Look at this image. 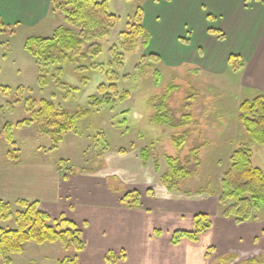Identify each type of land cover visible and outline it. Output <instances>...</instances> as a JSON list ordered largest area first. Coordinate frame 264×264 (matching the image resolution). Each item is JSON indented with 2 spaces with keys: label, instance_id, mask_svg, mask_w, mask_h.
I'll return each mask as SVG.
<instances>
[{
  "label": "rangeland",
  "instance_id": "obj_1",
  "mask_svg": "<svg viewBox=\"0 0 264 264\" xmlns=\"http://www.w3.org/2000/svg\"><path fill=\"white\" fill-rule=\"evenodd\" d=\"M108 1L110 11L119 16L110 34L101 39L84 40V57L50 65L45 84L40 81L36 57L28 51V38L52 37L61 26L80 31L67 23L64 12L54 10L53 4L50 19L42 23V30L34 26H9L0 19V169L36 158L58 159L59 169L64 171L71 170L72 165L93 169L99 166L107 150L131 146L146 148L144 157L151 158L160 168L166 155L179 156L186 163L193 146H201L199 174L185 179L181 187L191 188L192 194L199 198H219L222 178L231 166L234 150L243 146L252 149L254 164L264 166V147L251 142L239 109L244 100L258 94L243 89L231 72L216 75L189 65L167 67L160 58L151 57L142 44L127 52L121 33L134 22L144 0ZM97 44L102 46L100 54L91 49ZM56 70H61L58 77ZM162 97L175 111L177 119L188 124L172 128L153 121L158 113L153 99ZM32 99L53 101L59 109L76 116L74 129L64 134L57 149L51 150L52 138L42 134L36 124H21L31 117L28 102ZM8 124L13 125V143L6 137ZM186 132L188 136L178 150L173 137ZM68 157L75 160L71 166L66 160ZM1 200L10 202L16 213L23 209L20 200L26 199L0 192ZM231 203L220 204V213ZM256 215L253 219L262 218L264 206ZM0 227H15V220L0 221ZM200 240L201 237L196 242ZM208 250L211 252V248ZM219 252L214 247L213 257L211 253L207 255L213 260L207 264H220ZM77 254L75 249H66L60 242L30 243L22 254L12 258L13 264H59L60 260ZM253 260L241 262L234 256L228 264H251L248 262ZM256 260L264 264V249ZM0 264H4L2 260Z\"/></svg>",
  "mask_w": 264,
  "mask_h": 264
},
{
  "label": "crops",
  "instance_id": "obj_2",
  "mask_svg": "<svg viewBox=\"0 0 264 264\" xmlns=\"http://www.w3.org/2000/svg\"><path fill=\"white\" fill-rule=\"evenodd\" d=\"M143 2V24L150 35L146 49L167 67L189 65L216 75L231 72L243 89L264 93V0ZM52 4L53 0H0V19L9 26L42 30ZM232 55L241 59L237 70L229 63ZM66 160L70 166L75 161ZM58 162L36 158L1 168L0 192L39 201L51 217L66 216L81 225L86 248L77 254L80 264H105L110 252L125 253L117 264H207L214 247L221 257L234 255L241 262L263 252L264 215L236 222L221 215L216 196L199 198L191 188L181 187L184 180L178 189L168 190L161 179L166 163L156 167L140 146L109 149L93 169L72 165L64 171ZM132 191L140 194L139 207L122 201ZM201 212L212 219L201 240L172 243V233L193 229L195 215Z\"/></svg>",
  "mask_w": 264,
  "mask_h": 264
},
{
  "label": "trees",
  "instance_id": "obj_3",
  "mask_svg": "<svg viewBox=\"0 0 264 264\" xmlns=\"http://www.w3.org/2000/svg\"><path fill=\"white\" fill-rule=\"evenodd\" d=\"M54 10L63 11L67 23L75 26L80 33L69 26L56 29L52 37L32 36L27 40L28 51L36 57L40 71V81L45 84L49 66L58 62L80 59L84 57L83 42L86 39H101L108 36L118 22V16L110 11L108 0H53ZM143 11L139 7L134 22L128 24V29L121 33V42L127 52L136 50L139 44L147 47L150 35L143 24ZM85 38V39H83ZM95 54L102 52L100 44L91 47ZM151 57H158L151 54ZM229 63L235 70L241 66L239 56L232 55ZM61 70H56L57 77ZM105 86H100L103 89ZM158 110L153 121L158 124L179 128L188 124L177 119L175 111L169 108L165 98L153 99ZM32 110L31 117L21 124H36L39 131L52 138L51 150L57 149L64 134L75 127L76 116L61 110L55 102L43 99L28 102ZM186 105H184V109ZM240 119L244 122L251 142L264 147V93L253 99H246L240 105ZM14 129L12 124L6 127L7 140L13 143ZM188 132L182 136H174L173 142L178 150ZM201 146H193L186 163L179 156H165L166 169L162 174V182L168 190L178 189L181 181L196 177L199 174L202 161L199 157ZM147 149L144 148L143 156ZM254 153L248 147H239L231 157V166L222 178V193L218 198L219 207L224 202L232 203L226 207L221 215L233 218L236 222H244L257 217V213L264 206V170L253 162ZM123 203L128 207L140 206L139 192H128L123 197ZM22 210L16 213L7 201H0V221L15 220V227H0V260L4 264H13L12 256L22 254L30 243L44 245L46 243H62L66 249H75L80 253L86 248L84 228L74 220L62 216L58 219L51 217L40 207L39 201L20 200ZM212 227L211 215L198 213L194 218L191 230H175L171 235V242L179 244L183 239L198 241L205 231ZM125 258V253L110 252L106 255L105 264H117ZM233 255L222 257L220 264H228ZM251 264H260L254 259ZM59 264H80L78 255L67 257Z\"/></svg>",
  "mask_w": 264,
  "mask_h": 264
}]
</instances>
